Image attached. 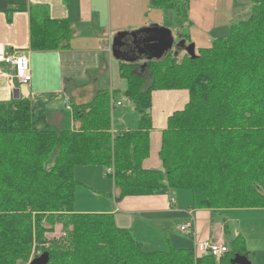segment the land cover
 Segmentation results:
<instances>
[{
	"label": "trees",
	"instance_id": "1",
	"mask_svg": "<svg viewBox=\"0 0 264 264\" xmlns=\"http://www.w3.org/2000/svg\"><path fill=\"white\" fill-rule=\"evenodd\" d=\"M150 1L173 10L180 27L188 21L191 0ZM249 1L247 18L193 57L186 51L180 57L173 46L146 60L142 74L133 72L137 62L120 61L127 82L122 95L138 114L133 129L112 131L115 90H98L73 106L72 130L40 128L44 114L27 100L0 102V264H29L45 251L47 264H232L235 254L248 257L240 232L231 247L219 240L226 248L219 261L171 243L164 250L143 249L112 213L75 210L74 168L112 166L107 176L118 189L116 200L173 189L189 190L194 209L264 208V0ZM14 11H28L33 50L70 47L67 18L27 0H0V12ZM182 34L179 41L189 44ZM159 90H186L188 98L167 117L161 168L146 169L152 93ZM57 225L61 235L50 237Z\"/></svg>",
	"mask_w": 264,
	"mask_h": 264
},
{
	"label": "crops",
	"instance_id": "2",
	"mask_svg": "<svg viewBox=\"0 0 264 264\" xmlns=\"http://www.w3.org/2000/svg\"><path fill=\"white\" fill-rule=\"evenodd\" d=\"M27 1L30 5H45L54 18L68 19L72 30L70 47L52 51L33 50L30 47L28 11L0 12V51L27 54L31 73L30 83L22 84L15 77L13 66L3 64L0 71V102L27 100L44 114L38 123L40 127L72 130L76 127L73 106L88 102L98 90H115L112 131L116 133L135 128L138 114L126 111L122 92L127 82L119 74L120 61L137 62L139 65L133 72L142 74L143 67L140 65L149 59V52L139 53L135 46L140 44L139 37L146 35L143 29L166 27L175 39L172 26L166 24V18L176 20L175 12L156 8L150 0ZM241 12L237 0H191L188 17L195 18L200 24L183 32L182 37H188L194 48L205 47L207 45L203 44L208 42L210 28L237 17ZM174 22L179 25L177 20ZM119 32H135L136 35L132 37L128 34L124 38L132 49L128 51L127 46L122 47L121 55L115 58L111 53V43ZM176 48L181 57L185 47L179 43ZM119 94L121 97L117 98ZM155 98H159L158 103H154ZM187 98L186 90L152 93L153 125L149 132V154L142 162L144 168H161L158 156L161 133L167 117L183 108ZM117 102L120 104L117 105ZM74 177L78 181L76 188H83L78 193L92 196L88 207L80 204L75 210L112 213L117 226L131 229L142 245L145 241L152 249H167L170 243L180 248L193 247L194 239L196 242L209 239L225 242V225L228 223L221 218L223 211L217 213L209 209L191 208V195L185 190L162 189L151 195L126 196L116 200L118 189L105 174V168L76 166ZM183 223L194 226V238L180 232L179 227ZM145 230L149 232L146 234L148 238L153 237L158 241L146 236L143 239Z\"/></svg>",
	"mask_w": 264,
	"mask_h": 264
},
{
	"label": "rangeland",
	"instance_id": "3",
	"mask_svg": "<svg viewBox=\"0 0 264 264\" xmlns=\"http://www.w3.org/2000/svg\"><path fill=\"white\" fill-rule=\"evenodd\" d=\"M250 5L251 3L249 0H237V7L241 9L242 11L241 14H239L237 17H233L227 22H222L220 25L210 28L208 30L209 31L208 32L209 34L208 42L204 43L203 45L208 46L210 45V43L212 42L214 38L227 34L230 24L247 18L250 12ZM207 9L212 10L211 7H207ZM170 11L171 12L169 13H174L173 10H170ZM174 21L176 20L175 19L172 20V17L171 19L166 18V24H169L170 26H172L171 28L175 34V41H174L173 49L175 50V52L179 53V50L176 47L178 46L180 41L177 38L176 34L181 31L186 32L190 30L191 27H194V28L198 27L200 23L199 21H197L195 18L191 16L188 17V21L184 23V26L182 27H180V25H177ZM197 48H195V50H197ZM165 96L166 94H164L163 97L165 98ZM118 97H121V95L119 94L117 98ZM155 99L156 100L154 101V103H158L159 98H155ZM164 101L165 99L163 100V102ZM124 103L126 104L127 112L129 113L135 112L137 114V112L135 111V109L130 103H128L126 100L124 101ZM151 112L152 113L154 112L153 105L151 106V109H150V113ZM110 178L111 177H109V179ZM80 189H83V188H78V189L76 188V192L74 193V207L79 208L80 204L85 207H88V204H91L89 203L90 201L89 198H92V196L88 193H78ZM185 191L190 193L189 190H185ZM221 216H222L221 218H225L227 220L226 222L228 223V227H229L228 228L229 232L226 233L225 238H224L225 243L229 247H231V243H232L234 236L237 234V232H240L244 236L245 241H246V250L247 252H249L248 259L250 260V263L251 264H264V208L226 210L222 212ZM157 230L159 231V229ZM146 234H149V232L145 230V235L143 239H145V236L146 237L148 236ZM60 235H61V228L59 225H57L54 229V232L50 235V237L51 236L58 237ZM152 238L153 237H150L148 239L152 240ZM154 240L155 242L158 241L157 239L153 238V241ZM144 242H143V249L153 250L152 247H149V244H146ZM160 250H164V249L162 248ZM32 257L33 256L31 255L30 258Z\"/></svg>",
	"mask_w": 264,
	"mask_h": 264
},
{
	"label": "water",
	"instance_id": "4",
	"mask_svg": "<svg viewBox=\"0 0 264 264\" xmlns=\"http://www.w3.org/2000/svg\"><path fill=\"white\" fill-rule=\"evenodd\" d=\"M145 36L139 37L140 44H136V48L139 53L149 52L150 58H161L165 55L169 50L172 49L174 45V36L170 29L166 27L160 26H152L148 28H144ZM130 34L132 37H135V32H119L113 38L111 43V53L115 58H119L121 55V48L125 47L127 41L124 38ZM134 41H136L134 39ZM135 43V42H134ZM180 43L185 47L184 50L190 54L192 57L194 56V44L189 43L185 45L184 41H180ZM146 62L142 63L140 66L144 67ZM49 259L48 253L45 251L38 256L34 257L29 264H47ZM232 264H251L250 260L246 255L235 254L233 257Z\"/></svg>",
	"mask_w": 264,
	"mask_h": 264
},
{
	"label": "built area",
	"instance_id": "5",
	"mask_svg": "<svg viewBox=\"0 0 264 264\" xmlns=\"http://www.w3.org/2000/svg\"><path fill=\"white\" fill-rule=\"evenodd\" d=\"M7 64L11 65L15 71V77L22 84H29L31 81V73H30V61L29 57L25 53H7L5 51H0V71L2 70V65ZM117 105L120 102L116 103ZM113 173V167L109 166L105 169V174L109 175ZM172 200V199H171ZM173 202V201H172ZM180 232L189 235L194 238L195 229L194 226L190 223H183L179 227ZM193 248L195 251L199 253H211L215 256L216 261H219L220 256L224 251H226L225 246L219 240H204L201 242H196L195 239L193 241Z\"/></svg>",
	"mask_w": 264,
	"mask_h": 264
},
{
	"label": "flooded vegetation",
	"instance_id": "6",
	"mask_svg": "<svg viewBox=\"0 0 264 264\" xmlns=\"http://www.w3.org/2000/svg\"><path fill=\"white\" fill-rule=\"evenodd\" d=\"M126 46L128 47V51L132 49L129 43H127Z\"/></svg>",
	"mask_w": 264,
	"mask_h": 264
}]
</instances>
